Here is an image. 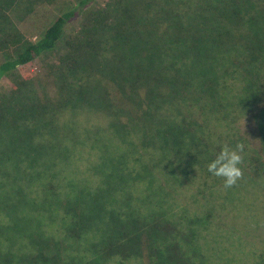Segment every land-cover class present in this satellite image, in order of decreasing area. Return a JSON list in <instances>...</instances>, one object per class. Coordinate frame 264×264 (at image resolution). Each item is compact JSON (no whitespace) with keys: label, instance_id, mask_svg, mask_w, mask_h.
I'll use <instances>...</instances> for the list:
<instances>
[{"label":"trees","instance_id":"obj_1","mask_svg":"<svg viewBox=\"0 0 264 264\" xmlns=\"http://www.w3.org/2000/svg\"><path fill=\"white\" fill-rule=\"evenodd\" d=\"M92 1L62 10L37 39L26 40L8 19L15 0H0V51L15 48L0 62V79L64 46L48 71L54 93L46 87L41 93L33 79H20L0 106V131L11 126L19 159L33 165L25 174L35 194L31 203L58 223L57 232L53 225L48 231L54 264H98L127 258L128 251L147 254L148 264H209L214 243L220 258L232 262L235 249L249 250V264H264V0H234L231 11L218 0H165L163 5L164 0L160 5L112 0L107 8L86 9ZM81 13L82 27L62 42ZM181 19L188 28L206 25L205 37L212 38L200 57L186 64L178 54L195 46H186ZM196 65L199 72L215 68L213 76L199 78ZM228 69L231 76H225ZM169 70L178 82L166 90L156 81ZM97 102L109 114L112 135L127 143L126 151L110 161L105 146L98 180L85 186L75 177L67 188L54 189L47 176L61 141L52 122L59 111L73 116ZM238 116L250 119L249 134L257 135V145L250 146L236 126ZM39 128L47 133L32 141ZM238 142L245 145L243 177L225 189L207 165L224 144ZM124 158L128 175L139 179L135 188L147 193L142 206L126 204L132 197L128 190L114 197L123 190L115 186L126 180L119 169ZM29 176L36 181L29 183ZM185 218L194 226L178 222ZM172 229L190 232L195 243L175 249L167 242ZM82 244L95 251L81 254L74 247Z\"/></svg>","mask_w":264,"mask_h":264},{"label":"rangeland","instance_id":"obj_2","mask_svg":"<svg viewBox=\"0 0 264 264\" xmlns=\"http://www.w3.org/2000/svg\"><path fill=\"white\" fill-rule=\"evenodd\" d=\"M80 1L81 0H15L8 10L9 14L7 15L10 25L18 29L26 40H35L62 10L71 6H76ZM120 1L123 2L124 0ZM143 1L145 2L147 0ZM162 1L163 0H155L153 5H160ZM218 1L228 6L231 2H234V0ZM111 2L112 0H93L88 4L86 9H104L107 8ZM164 3L165 0L161 4L163 5ZM230 7L231 6H229L228 10L231 11ZM196 15L197 14L192 13L190 16L194 17ZM182 21L183 19L179 21V25H182ZM83 22L84 15L81 13L66 28L62 42H65L71 36L77 34ZM155 23L162 24L163 22L156 20ZM175 27L176 26H174L172 32L173 36H176ZM181 27H183L182 37L184 36V28L187 29V35L185 37L187 39L186 46H195L193 50L178 54L180 63L182 64L183 62L186 64L189 62V59H198L202 48L207 46L209 39L212 38L205 37L204 31L206 25L200 22L189 28L183 25L179 26V28ZM14 50L15 48L11 47L8 49V52L6 51L7 53L5 51H0V62L8 56H13L15 53ZM63 51V43H60L55 50L20 67L15 73L5 74L0 79V106L3 105L5 99L10 98V93L15 87V83L21 81L20 79H33L41 93H43L44 87L50 90V93H54L56 91V85H54L53 81L54 77H52L48 71L50 65L58 61ZM218 61L222 62L221 59ZM216 65H220V63L216 64L215 62V66ZM194 68L199 72L200 66L196 65ZM214 70L215 68L211 67L210 70L207 69L204 72H199V78H211ZM227 71L229 72H227L225 76H231V69ZM175 77L176 75L173 70H169V73H163V76H160L156 84L169 90L175 81L178 82V79H176L177 77ZM91 108L92 109H89L87 106L77 109V114L73 116L70 110L59 111L56 114V119L52 122L55 128L54 134H57L58 140L61 141L62 144L65 143L63 145L59 143L56 158L54 157V163L47 176L53 181L52 186L54 189H59L61 187L67 188L68 182L75 177L81 178V183L85 186L94 179L98 180L101 173H103L99 156L102 154L105 146L108 149L109 153L106 155L110 161L113 159L117 161V157L124 154L126 151L125 147L127 143L122 144V141L115 138L111 133L109 128V114L103 103L97 102L95 106ZM236 119V126L250 138L247 139L250 146H252V144L257 145V135L249 134L251 133L250 119L247 116H238ZM39 129L41 131L34 135L32 141H41L42 134L47 133L43 128ZM11 131L13 130L8 124L0 131V264H54V253L48 231H50L49 228L53 225V227H55L53 230L57 232L58 223H54V219H50L48 216L46 217L44 213H40L45 211L44 207L31 203L35 194L32 193L25 174L27 171L33 170V165H31L27 159H19L20 156L16 153L13 142L14 137L12 138ZM222 131H225V129H222ZM223 135L227 138L228 134L223 132ZM138 144H140V142ZM24 145H26L25 142ZM137 153L141 154L140 152ZM125 162L124 158V164L119 166V169L125 174L126 180L122 181L118 186H115L116 188L121 187L123 190H117L114 197H120L122 191L128 190L132 193V197H130L126 204H130V207L137 206L138 204L142 206L141 204L148 201L146 196L147 193H142L141 190L139 192L138 188H135L139 179L128 175ZM108 165L111 166L110 164ZM29 178L31 180L29 183H33V181L37 179H31L30 176ZM142 182L143 181H141V183ZM144 206H147V202ZM17 221L22 222V225L19 226ZM11 222L14 223L13 226L10 224ZM178 222L183 225L194 226L187 218ZM187 233V235L184 233L180 235L172 229L170 233L171 242L168 239L167 242L170 245L172 243L175 249L190 247L195 243L194 236L190 234V232ZM185 237L188 238L185 239ZM163 239L165 238L163 237ZM60 246L63 248L62 243H60ZM213 247L215 249H211L212 256L208 258L209 264H215L213 260L219 264H233L235 258L236 261L234 264H249L250 262L251 255L248 249L247 254H244L240 249H235V255L232 253L233 260L230 262L225 258L219 257V248H217V244L214 243ZM74 248L77 251L83 250L81 254H83L85 250L92 249L93 252L95 251V248L92 245L90 247L89 244L78 245ZM129 252L130 255L127 258H105L101 259L98 264H148V261H146L147 254L143 258L131 251H128V254ZM145 252L147 253L146 250Z\"/></svg>","mask_w":264,"mask_h":264},{"label":"clouds","instance_id":"obj_3","mask_svg":"<svg viewBox=\"0 0 264 264\" xmlns=\"http://www.w3.org/2000/svg\"><path fill=\"white\" fill-rule=\"evenodd\" d=\"M245 145L236 143L234 147L224 144L215 159L207 165L213 176L220 178L225 189L233 187L243 177L241 165L244 162Z\"/></svg>","mask_w":264,"mask_h":264}]
</instances>
